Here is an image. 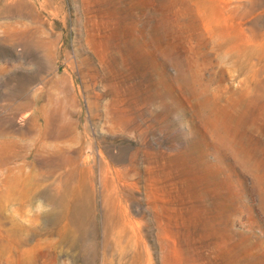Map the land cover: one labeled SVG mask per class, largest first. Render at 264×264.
Returning <instances> with one entry per match:
<instances>
[{"label":"rangeland","instance_id":"1","mask_svg":"<svg viewBox=\"0 0 264 264\" xmlns=\"http://www.w3.org/2000/svg\"><path fill=\"white\" fill-rule=\"evenodd\" d=\"M0 264H264V0H0Z\"/></svg>","mask_w":264,"mask_h":264}]
</instances>
